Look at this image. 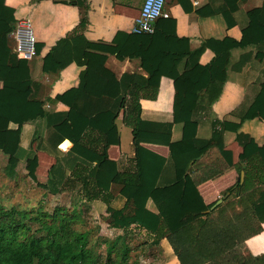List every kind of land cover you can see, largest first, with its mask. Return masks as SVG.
Listing matches in <instances>:
<instances>
[{"label": "trees", "instance_id": "1", "mask_svg": "<svg viewBox=\"0 0 264 264\" xmlns=\"http://www.w3.org/2000/svg\"><path fill=\"white\" fill-rule=\"evenodd\" d=\"M175 1L186 11L189 9L187 0ZM233 1V6L227 0H221L220 3L209 0V3L214 12L223 15L228 26L237 23L241 26L243 37L239 44L243 47L256 45L257 57L263 59L264 3L239 19V7L244 0ZM72 3L83 5L85 2L76 0ZM87 23V16L83 15L74 32L60 38L44 56L43 71L47 73L60 72L73 62L84 67L80 72L79 84L55 97L67 104L69 109L65 112H50L45 109V102L35 96L37 83L31 76L28 59L20 57L12 46L15 24L13 9L5 0H0V119H3L0 126L6 129L0 150L8 156L7 174L13 177L17 173L24 125L45 118L47 125L53 128L50 140L55 147L66 139L73 143L71 150L66 153L61 151L56 156V163L48 178V191L58 194L66 187L80 188L86 177L91 175L93 161H104L109 156L110 146L120 143L117 119L123 111L124 123L133 130L137 170L110 172L97 169L95 176V183L102 191H108L116 183L121 186V193L126 194L125 205L121 208L113 207L109 204V198L103 197L107 212L110 213L111 226L126 232L135 224L152 236L154 245H159L161 239L167 238L181 264H264V255L254 256L250 253L249 257H245L238 249V246L245 245L248 237L261 229L256 222H264V188L257 197L246 195L250 180L264 181L260 175L264 157L254 138L240 131V124L235 126L237 140L243 148L237 167L239 173L245 170V179L228 188L223 193L224 202L211 209L214 202L206 203L202 198L189 164L213 146L218 147L224 156L228 155L223 138L227 123L215 120L212 136L206 139L195 136L171 142L169 137L166 140L151 137L157 134V123L142 118L141 98L156 97L158 85H153L148 77L137 73H124L117 79L104 66L88 59L85 56L88 40L84 33ZM252 33L256 34L255 38H250ZM209 42L204 41L202 46L186 54L184 69L191 72L189 77L195 93L204 90L211 80L218 77L226 80L231 49L235 47L207 46ZM208 47L215 52L212 62L193 71ZM39 50L35 46V51ZM99 72L107 74L111 90L102 89L98 96H94L89 91L94 81L98 83ZM203 110L207 114L209 108L197 104L192 111V119L200 123L202 117L198 112ZM255 117L264 118V85L243 119ZM7 121L18 124V127H5ZM36 140V136L32 137L30 148ZM143 142L164 143L170 147V159L175 170L173 182L166 185L159 183L167 158L151 152L141 144ZM229 161L233 163L232 159ZM239 195V203L249 201L250 213L237 212L229 218L217 214L226 205H233L235 200L232 197ZM149 199L155 203L157 212L146 207ZM51 218L52 221L47 222L32 216L27 210L0 208V264L129 263L131 247L122 236L108 245L107 258L100 262L89 246V232L75 230L72 227L73 217L56 209ZM33 219L40 221L37 231H45L44 234L30 233L32 226L28 221Z\"/></svg>", "mask_w": 264, "mask_h": 264}, {"label": "crops", "instance_id": "2", "mask_svg": "<svg viewBox=\"0 0 264 264\" xmlns=\"http://www.w3.org/2000/svg\"><path fill=\"white\" fill-rule=\"evenodd\" d=\"M216 1L221 2V0ZM227 1L231 6L234 5L233 0ZM83 2L85 3L80 5L70 0H5V3L13 9L15 17L12 46L15 50L17 46H22L27 55L25 58L28 59L31 76L37 83L35 96L45 102L44 107L47 111L65 112L69 109L67 104L56 100L55 97L79 84L80 72L84 67L73 62L60 72L47 73L43 71L44 56L60 38L72 34L83 15H86L88 23L84 33L88 45L85 56L88 59L104 66L117 79H120L124 73H137L148 77L153 85H158L156 97L141 98L142 118L157 123L155 126L157 134L151 137L158 139L162 137L163 140L169 137L171 142L195 136L206 139L212 136L215 120L227 123L223 138L228 155L224 156L218 147L213 146L189 164L190 173L204 201L215 203L220 198L223 199V193L228 188L235 186L237 181L243 182L245 179V170L239 173L237 167L243 148L237 140V132L234 131L236 125L240 124V131L254 138L264 157V118L243 119L264 85V58L257 57V46L240 45L243 37L241 26L238 23L228 26L223 15L213 11L209 0H187L186 4L189 7L187 11L175 0L166 2L167 15L159 17L154 23V30L150 32L133 30L144 0ZM263 3L264 0L242 1L239 7V19H242L246 12L261 7ZM27 17L32 22L31 35L35 36L33 44L25 30L16 34L18 21ZM255 35L250 34V38H255ZM206 40L210 41L207 46L235 47L231 49L226 80L218 77L211 80L204 90L195 93L192 91L193 82L189 77L191 72L184 69L186 54L189 50L202 46ZM35 46L40 49L38 52L35 51ZM19 56L23 57V55ZM214 57V50L206 48L193 71L210 64ZM98 74H100L97 78L98 83L94 81L89 91L94 96H98L102 89L111 90L108 86L111 82L107 74L102 72ZM197 104L209 108L207 114L204 110L198 112L202 117L200 123L192 119V111ZM117 124L120 143L110 146L109 156L104 161H93L91 175L86 177L80 188L66 187L61 193H77L82 201L87 202L86 206L91 208L105 210L107 203L103 197L109 198V204L115 208L125 205L126 194L121 193V186L115 183L108 191H102L95 183L97 169L110 172L137 170L133 130L124 123L123 111L119 114ZM5 127L17 128L18 124L7 121ZM5 130L0 126V144L4 143ZM52 135L53 128L47 125L45 118L24 125L23 142L18 153L19 163L16 170H21L23 175L33 177L35 181H42L41 184L44 185L41 187H48L50 170L56 163V156L61 151L66 153L73 146V143L66 139L55 147L50 140ZM34 136L38 140L30 148L29 143ZM141 144L151 152L167 158L159 183L166 185L173 182L175 170L170 159V147L158 142ZM25 155L28 159L24 157ZM231 159L232 164L229 163ZM23 164L24 171L20 168ZM242 165H245V162H242ZM242 172L244 175L240 179ZM69 173L70 170L67 171V174ZM260 175L264 177V167ZM249 187L246 195L252 194L257 197L259 191L264 188V181L250 180ZM240 196L232 197L237 208L243 207V203L238 202ZM146 207L157 212L152 199L147 201ZM257 225L261 226V229L245 240V248L254 256L264 255V222H258ZM150 240L152 241V236ZM160 244L164 248L169 264H181L167 238L161 239Z\"/></svg>", "mask_w": 264, "mask_h": 264}, {"label": "rangeland", "instance_id": "3", "mask_svg": "<svg viewBox=\"0 0 264 264\" xmlns=\"http://www.w3.org/2000/svg\"><path fill=\"white\" fill-rule=\"evenodd\" d=\"M25 31L29 34L30 39L32 29L31 31ZM24 157L26 158V155ZM7 163L8 156L0 151V208L5 210L11 208L27 210L32 216L39 217L47 222H51L52 213L56 209H60L63 214L73 217L71 219L72 227L75 230H87L89 232V246L94 250L95 256L100 262L107 258L108 245L115 238L122 236L131 247L128 257L130 264L134 262L137 264H169L163 246L152 244L151 236L147 231L134 225L126 232L116 229L110 224V213L106 212V208L104 210V208L87 207V202L82 201L83 199L77 193L51 194L48 187H41L44 185L41 184L42 181H35L33 177L23 175V172L19 169L16 175L11 177L6 172ZM23 166L24 164L20 168L24 171ZM248 205L249 201L243 202L242 208H237L235 203L229 206L226 205L217 214L224 218L232 217L237 212H247L248 214L251 210ZM28 223L32 226L31 234L41 235L45 233V231H37V228L41 225L39 220L33 219ZM238 249L245 257L251 255L244 244L238 246Z\"/></svg>", "mask_w": 264, "mask_h": 264}, {"label": "built area", "instance_id": "4", "mask_svg": "<svg viewBox=\"0 0 264 264\" xmlns=\"http://www.w3.org/2000/svg\"><path fill=\"white\" fill-rule=\"evenodd\" d=\"M76 1V0H70ZM87 1V0H83ZM166 7V0H144L142 8L140 10L139 15L135 19V24L133 26V30L135 32H150L154 30V23L155 21L161 17L166 16L167 13L165 12ZM32 29V22L29 17L26 19H21L16 28V34L19 33L21 30L31 31ZM30 42L33 44L35 43V36L30 34ZM19 55H23V57H27L25 51H23L22 46H17L16 48ZM32 52H34L32 46Z\"/></svg>", "mask_w": 264, "mask_h": 264}, {"label": "water", "instance_id": "5", "mask_svg": "<svg viewBox=\"0 0 264 264\" xmlns=\"http://www.w3.org/2000/svg\"><path fill=\"white\" fill-rule=\"evenodd\" d=\"M166 2H170V0H166ZM243 175H244V172L241 173L240 179L243 177ZM222 201H223V199L220 198L218 201H216V202L212 205L211 209L217 207Z\"/></svg>", "mask_w": 264, "mask_h": 264}]
</instances>
